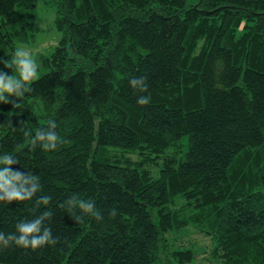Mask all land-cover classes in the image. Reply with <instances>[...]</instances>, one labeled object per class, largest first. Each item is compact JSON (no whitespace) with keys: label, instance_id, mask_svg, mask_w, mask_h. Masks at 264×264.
I'll return each instance as SVG.
<instances>
[{"label":"trees","instance_id":"16d2710c","mask_svg":"<svg viewBox=\"0 0 264 264\" xmlns=\"http://www.w3.org/2000/svg\"><path fill=\"white\" fill-rule=\"evenodd\" d=\"M39 1L55 8L60 39L18 104L0 102V151L42 188L0 200V231L47 207L57 239L0 246V264H190L194 251L169 255L166 240L188 227L209 238L215 264H264V0H0L5 73L39 32ZM51 121L55 149L24 135ZM117 151L142 159L118 162ZM43 194L52 199L37 205ZM73 194L102 218L74 219Z\"/></svg>","mask_w":264,"mask_h":264},{"label":"clouds","instance_id":"9594fccd","mask_svg":"<svg viewBox=\"0 0 264 264\" xmlns=\"http://www.w3.org/2000/svg\"><path fill=\"white\" fill-rule=\"evenodd\" d=\"M5 67L11 66L12 71L5 73L0 69V102H11L18 104L17 97H23L30 82L37 76L38 61L27 47H17ZM16 73V74H13ZM145 76H133L129 80L131 86L136 89L147 87ZM149 97L141 95L137 98L138 104H147ZM24 135L30 137L32 144L39 143L44 149H55L60 141V136L55 129V122L51 121L47 128L37 127L33 133L30 128H24ZM17 158L9 152L0 151V200L23 201L29 200L42 188L40 178L36 173L10 169V165L17 162ZM52 197L43 194L36 197L37 205H48ZM68 214L76 213L74 219H81L84 215L94 216L101 219V213L97 209L95 201L91 198H78L75 194L69 196L65 201ZM117 209L112 208L110 215H116ZM51 217V211L45 207L40 214L31 219L19 220L15 231L5 234L0 231V246L15 245L35 249L44 244H54L56 237L47 223Z\"/></svg>","mask_w":264,"mask_h":264},{"label":"rangeland","instance_id":"374dc122","mask_svg":"<svg viewBox=\"0 0 264 264\" xmlns=\"http://www.w3.org/2000/svg\"><path fill=\"white\" fill-rule=\"evenodd\" d=\"M29 14L32 23L39 29V32L36 33L34 40L27 44H18L17 47H27L37 58L39 67L36 77H38L41 73L45 72L40 65L41 59L51 53L60 39V34L54 26L56 14L53 6L43 4L39 1L34 8L29 11ZM112 154L118 162L125 159H128L130 163L136 161L140 162L142 159L141 154L136 152L127 153L117 151ZM142 155L145 156V153ZM147 162L149 163L145 164V168L150 171L152 176L157 177L159 172V166L156 167V164L159 163L158 159H153L152 161L149 159ZM166 240L167 252L169 255L171 251L190 248L194 251V258L190 264H215L210 255L212 247L211 241L208 237L193 228L188 227L168 233L166 235Z\"/></svg>","mask_w":264,"mask_h":264}]
</instances>
